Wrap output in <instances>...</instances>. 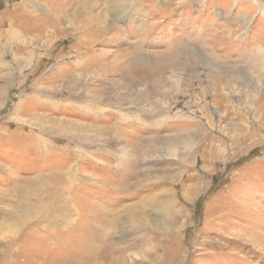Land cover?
<instances>
[{
  "label": "rangeland",
  "instance_id": "rangeland-1",
  "mask_svg": "<svg viewBox=\"0 0 264 264\" xmlns=\"http://www.w3.org/2000/svg\"><path fill=\"white\" fill-rule=\"evenodd\" d=\"M260 4L0 0V264H264Z\"/></svg>",
  "mask_w": 264,
  "mask_h": 264
},
{
  "label": "bare ground",
  "instance_id": "bare-ground-1",
  "mask_svg": "<svg viewBox=\"0 0 264 264\" xmlns=\"http://www.w3.org/2000/svg\"><path fill=\"white\" fill-rule=\"evenodd\" d=\"M254 3L256 4V5H258L259 6V4H260V2L259 1H255L254 0ZM120 6H121V3H117L116 5H115V7H114V9L119 13V11H123L124 13H125V10L124 9H126L125 7H123V8H121L120 9ZM260 13L264 16V11H263V8H262V4H260ZM120 9V10H119ZM114 10V11H115ZM112 12V11H111ZM117 13V14H118ZM122 13V12H121ZM124 13H122V15L124 14ZM22 15H24V11H16V13H15V15H14V12L9 16L10 18H11V20H9V22L12 24V22H13V24H15V25H18V23H20L21 24V26L28 32L29 31V26L28 25H30L29 23H24V22H21L17 17H20V16H22ZM116 17V16H115ZM15 18H17L19 21H15L14 19ZM113 18H114V16H113ZM117 19V18H116ZM92 25V24H91ZM96 29H98V27L96 26L94 29H92L91 31L92 32H95L96 31ZM91 33V32H90ZM96 33V32H95ZM57 127V126H56ZM69 185V184H68ZM63 186V185H62ZM61 186V187H62ZM67 187V186H66ZM62 194V193H61ZM69 199L68 197H66V196H64V197H61V198H59L58 197V199H60L59 200V202H62V203H60V204H57V205H53V207L50 209V211H51V215L47 218V221H55V220H58V219H62V220H64L63 222L66 224L70 219L68 218V217H66L65 215L66 214H68L69 212H71L72 210V208H71V206H68L67 205V201L68 200H65V199ZM62 199H64V200H62ZM55 200H57V197H54V201ZM70 205V204H69ZM27 209V208H26ZM29 210V209H28ZM28 210L25 212L26 213V217H28L29 216V214H28ZM57 210V211H56ZM74 210V209H73ZM81 221V220H80ZM69 223V222H68ZM64 224V225H65ZM87 227V226H86ZM100 228V229H99ZM92 231L94 232V234H95V238H93L94 236H90V235H88V243H89V245H87V244H85V245H83V243H80V244H82L81 245V252H82V254H81V262L80 261H78L77 260V263L78 264H89L90 262H91V260L92 259H94L96 256H99V254L102 252V251H104L105 250V252H104V254H103V256H107L109 253H114V252H117V250L116 249H114L113 247H108V246H106L105 245V247L103 246V245H98V243H97V245L96 246H93V244H96V241L97 242H99L98 240H99V238H98V236H100V235H102V237L101 238H104V239H107V235H108V231L107 230H102L101 229V227L100 226H98L97 224H95V223H93L92 224ZM100 231V232H99ZM85 235V234H84ZM81 236V235H80ZM85 237V236H84ZM96 237H97V239H96ZM82 239V238H81ZM95 239V240H94ZM78 240V239H77ZM101 241V240H100ZM104 243V242H103ZM79 246V245H78ZM79 248V247H78ZM85 249V250H84ZM87 249H89V250H87ZM78 256V255H77ZM102 256V255H101ZM124 257V256H123ZM78 258V257H77ZM97 258V257H96ZM76 259V258H75ZM73 260L74 262L76 261V260ZM66 260H68V261H70V262H67V263H71L72 261L70 260V259H65V261ZM94 261V260H93ZM93 261H92V263H93ZM96 261V260H95ZM105 262V261H104ZM107 262H109V261H107ZM112 262V261H111ZM111 262H109V263H106V264H111ZM120 262H121V264H125V262L123 261V260H120ZM98 263H99V261H98ZM64 264H66V262L64 263ZM72 264V263H71ZM94 264H97V262L95 263L94 262Z\"/></svg>",
  "mask_w": 264,
  "mask_h": 264
}]
</instances>
